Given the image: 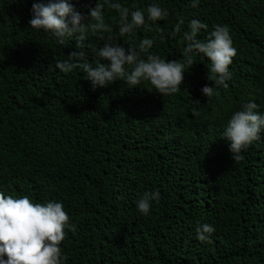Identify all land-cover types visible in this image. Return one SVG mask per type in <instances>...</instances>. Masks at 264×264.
<instances>
[{"label": "trees", "instance_id": "16d2710c", "mask_svg": "<svg viewBox=\"0 0 264 264\" xmlns=\"http://www.w3.org/2000/svg\"><path fill=\"white\" fill-rule=\"evenodd\" d=\"M36 2L47 0H0V191L63 203L66 264H264V133L240 159L222 137L244 103L264 112V0H118L169 15L122 37L119 11L106 8L111 30L89 32L81 49L77 37L60 45L30 28ZM72 2L86 13L98 0ZM193 19L207 25L202 42L216 25L229 28L237 55L227 87L214 85L211 62L195 53L167 96L147 81L93 89L79 68L55 66L78 50L95 63L105 43L138 47L146 37L155 39L151 53L183 63ZM152 191L160 200L142 215L136 202ZM204 223L215 227L211 243L197 239Z\"/></svg>", "mask_w": 264, "mask_h": 264}, {"label": "clouds", "instance_id": "9594fccd", "mask_svg": "<svg viewBox=\"0 0 264 264\" xmlns=\"http://www.w3.org/2000/svg\"><path fill=\"white\" fill-rule=\"evenodd\" d=\"M200 0H191L192 7H198ZM87 12L77 9L72 0H47L32 4L31 29L43 31L55 38L60 45L76 39V49L83 47L89 32H106L111 29L105 23L106 8L119 11L120 36L131 35L147 21H162L169 15L166 8L152 4L145 11L130 10L122 7L118 0H98L94 7L86 6ZM181 19L169 34L175 36L182 31ZM207 25L193 19L188 30L183 32L187 41L184 49V62L166 61L150 52L154 38H144L138 47L127 48L115 43H105L96 52L95 63L90 62L84 51H73L67 60L56 62V68L62 73H70L79 68L86 74L93 89L105 88L116 81L124 80L132 87L147 81L154 92L162 96L175 94L184 82L185 69L194 61L195 53L211 62L210 72L215 74L214 85L227 87L232 78L229 66L237 55L233 38L226 25H216L206 41L198 39L200 31ZM163 40V36L160 37ZM201 92L207 98L214 95L213 86L205 85ZM261 106L250 100L241 110L235 111L227 122L222 137L227 141L233 159H240L243 151L264 133V112ZM160 200V192H145L136 202L142 215H148L154 202ZM70 217L62 202L49 201L34 203L27 195L12 196L0 191V264H66V256L60 247L65 238V229L70 228ZM215 227L204 223L197 226V239L202 243H211ZM6 257V258H5Z\"/></svg>", "mask_w": 264, "mask_h": 264}]
</instances>
